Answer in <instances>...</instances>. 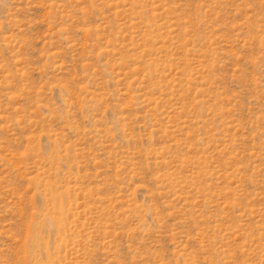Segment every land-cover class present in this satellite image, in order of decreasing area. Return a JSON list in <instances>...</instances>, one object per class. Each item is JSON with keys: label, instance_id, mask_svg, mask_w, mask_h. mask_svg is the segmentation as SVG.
I'll list each match as a JSON object with an SVG mask.
<instances>
[{"label": "rangeland", "instance_id": "obj_1", "mask_svg": "<svg viewBox=\"0 0 264 264\" xmlns=\"http://www.w3.org/2000/svg\"><path fill=\"white\" fill-rule=\"evenodd\" d=\"M0 264H264V0H0Z\"/></svg>", "mask_w": 264, "mask_h": 264}]
</instances>
